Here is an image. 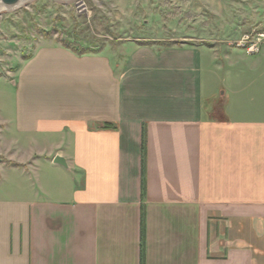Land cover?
<instances>
[{"label": "crops", "instance_id": "obj_1", "mask_svg": "<svg viewBox=\"0 0 264 264\" xmlns=\"http://www.w3.org/2000/svg\"><path fill=\"white\" fill-rule=\"evenodd\" d=\"M193 41L23 65L0 264H264V45Z\"/></svg>", "mask_w": 264, "mask_h": 264}, {"label": "rangeland", "instance_id": "obj_2", "mask_svg": "<svg viewBox=\"0 0 264 264\" xmlns=\"http://www.w3.org/2000/svg\"><path fill=\"white\" fill-rule=\"evenodd\" d=\"M263 26L264 0H31L0 12V168L13 167L10 157L22 152L10 145L17 136L3 119L13 116L21 68L40 49L68 44L114 54L191 40L236 49L230 44Z\"/></svg>", "mask_w": 264, "mask_h": 264}, {"label": "built area", "instance_id": "obj_3", "mask_svg": "<svg viewBox=\"0 0 264 264\" xmlns=\"http://www.w3.org/2000/svg\"><path fill=\"white\" fill-rule=\"evenodd\" d=\"M230 45L243 50L247 55H258L264 45V26L260 30H252Z\"/></svg>", "mask_w": 264, "mask_h": 264}, {"label": "trees", "instance_id": "obj_4", "mask_svg": "<svg viewBox=\"0 0 264 264\" xmlns=\"http://www.w3.org/2000/svg\"><path fill=\"white\" fill-rule=\"evenodd\" d=\"M142 46H145L146 44H139ZM172 44H160L161 47H170ZM64 48L66 49H70L74 54H76L77 56H83L86 54H96L97 52L95 51H91L90 49H83L80 46H70L68 44H63L62 45ZM149 46V45H146ZM143 163H144V157H143ZM144 165V164H143ZM143 191H144V183H143ZM144 236H145V232H144V215H142V222H141V263L140 264H144Z\"/></svg>", "mask_w": 264, "mask_h": 264}, {"label": "water", "instance_id": "obj_5", "mask_svg": "<svg viewBox=\"0 0 264 264\" xmlns=\"http://www.w3.org/2000/svg\"><path fill=\"white\" fill-rule=\"evenodd\" d=\"M29 0H0V12L12 10L19 6L26 4ZM61 2L70 1V0H57ZM53 163L63 167H67L66 162L61 157H55Z\"/></svg>", "mask_w": 264, "mask_h": 264}, {"label": "bare ground", "instance_id": "obj_6", "mask_svg": "<svg viewBox=\"0 0 264 264\" xmlns=\"http://www.w3.org/2000/svg\"><path fill=\"white\" fill-rule=\"evenodd\" d=\"M29 1H31V0H29ZM29 1H28V2H29ZM28 2H27V3H28ZM24 5H25V4H24Z\"/></svg>", "mask_w": 264, "mask_h": 264}]
</instances>
